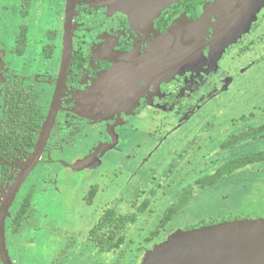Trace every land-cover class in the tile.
I'll use <instances>...</instances> for the list:
<instances>
[{
  "label": "flooded vegetation",
  "instance_id": "flooded-vegetation-1",
  "mask_svg": "<svg viewBox=\"0 0 264 264\" xmlns=\"http://www.w3.org/2000/svg\"><path fill=\"white\" fill-rule=\"evenodd\" d=\"M69 1L67 63L60 81ZM224 1L0 0V209L31 157L44 122L51 118L39 157L8 207L5 237L12 264H28L22 246L34 245L36 240L14 237L31 225L35 213L43 211L39 220L47 219L43 201L39 202L40 191L52 189L57 193L56 178L64 170L67 157L73 163L78 156H88L98 168L86 173L112 169L114 165L124 168L128 179L138 178L143 172L150 175L161 163L158 156L164 154L171 139L209 103L221 101L244 74L264 60L263 55L258 56L264 43V7L247 30L228 28L221 36L213 24L230 13ZM234 30L240 36L226 45L224 41ZM160 148L163 154H157ZM190 150L188 146L186 151ZM167 166L166 177L174 173L175 164L168 161ZM194 182L184 189L193 187ZM98 183L96 180L82 195L88 209L103 203H97ZM183 190L161 211L143 246L156 239L189 204L160 226L164 212ZM158 191L151 189L132 213H118L109 206L102 210L86 234L97 256L114 255L120 250L128 228ZM110 210L137 215L136 221L127 225L124 242L117 250H106L99 243L107 232L100 228V220ZM17 217L22 229L14 234ZM222 221L226 220L215 223ZM188 226L182 230H189ZM40 227L30 229L39 231ZM66 238L63 242L61 238L53 240L64 244L63 248L55 249L58 253L44 264H99L81 256V260L76 257L68 262L69 245L76 240L74 235ZM58 259L60 263L55 262Z\"/></svg>",
  "mask_w": 264,
  "mask_h": 264
},
{
  "label": "rangeland",
  "instance_id": "rangeland-1",
  "mask_svg": "<svg viewBox=\"0 0 264 264\" xmlns=\"http://www.w3.org/2000/svg\"><path fill=\"white\" fill-rule=\"evenodd\" d=\"M224 2L225 7H229L227 10L230 13L222 15L220 19L217 18L213 24L216 32L221 36L228 28L247 30L248 24L256 19L257 13L264 7V0H226ZM235 30L224 41L226 45L240 36ZM262 48L263 50L258 53L259 57L264 56V43ZM198 56L199 54L196 57ZM115 89L118 90L119 87L115 86ZM114 98L119 100L121 97L114 95ZM208 105L198 117L187 124L184 130L171 139L170 146L163 149L164 154L162 148L159 149L157 154H163L158 156L161 163L155 166V170L151 171L150 175L143 172V175H139L138 178L128 179V173L124 171V168L117 169L114 165L112 169L102 171V168H99V171L86 173V170L98 168L88 156H78L73 163L67 157L64 170L60 171L56 178L57 193L52 192V189H45L44 193L40 191L39 202L43 201L45 207L43 208L47 212L46 227L42 225L44 221L39 220L43 216L41 211L34 214L35 217L33 216L30 226H25L21 230V236L14 237L17 240L26 241L33 237L37 242L34 245L31 243L22 246L23 259L28 261V264H44L46 261H51L54 254L58 253L55 249L61 250L64 245L60 242L54 243L53 240L61 238L63 242L68 240L66 236L74 235L76 241L73 244L68 243L70 244L68 262L81 256L86 257L88 262L92 260L99 264H142L146 256L150 255L149 251L185 226L199 221H221L230 216L264 217V163H261L237 170L210 187L196 189L189 204L166 229L152 242L142 245L144 238L158 222L161 211L181 190L191 185L194 180L212 172L228 159L264 149V139L251 138L239 141L226 149L221 147V142L239 128L233 126L234 118L264 107V60L244 74L221 101H213ZM100 106L111 109L103 103H100ZM208 124H212L209 131ZM199 137L200 140L197 139ZM190 145L193 149L186 151ZM100 157L98 155V158ZM168 161L169 164H175V168L174 173L166 177L167 173L164 174V172L168 169ZM96 180L99 182L98 191L100 192L97 203L103 200V203L97 206L99 210L96 209L97 207L88 209L82 198ZM45 186L46 184L44 188ZM153 188L159 189L157 195L151 201L149 199L146 211L139 215L133 226L128 228L125 242L120 250L114 255L102 253L97 256L86 237L88 226L95 222L102 210L108 206L116 208L117 212L122 214L134 212ZM122 191L127 193L122 194ZM119 197L120 200H117ZM93 211L95 213L91 215ZM87 214L89 215L86 220ZM38 225H41L39 231H31L32 227ZM82 228L84 229L76 231ZM46 257L50 259L44 260ZM55 262L60 263V260Z\"/></svg>",
  "mask_w": 264,
  "mask_h": 264
},
{
  "label": "water",
  "instance_id": "water-1",
  "mask_svg": "<svg viewBox=\"0 0 264 264\" xmlns=\"http://www.w3.org/2000/svg\"><path fill=\"white\" fill-rule=\"evenodd\" d=\"M70 11L71 2L69 1L65 21L60 81L63 80L67 63ZM185 55L187 57L189 54L185 53ZM50 122L51 118L48 117L44 122L31 157L10 188L7 199L0 209V258L2 264H12L5 237V220L9 204L29 167H32L38 159L47 137ZM148 254L150 255L146 256L142 264H264V217L239 218L189 230H179L153 248L152 251H149Z\"/></svg>",
  "mask_w": 264,
  "mask_h": 264
},
{
  "label": "trees",
  "instance_id": "trees-1",
  "mask_svg": "<svg viewBox=\"0 0 264 264\" xmlns=\"http://www.w3.org/2000/svg\"><path fill=\"white\" fill-rule=\"evenodd\" d=\"M233 126H238V130L232 132L229 137L221 142L222 149H226L235 143L246 140H263L264 139V107L258 108L254 111H251L247 114H242L238 118H234ZM212 124H208V131L211 129ZM200 140L201 138H197ZM190 148L193 149V146L190 145ZM264 163V149H260L257 151H252L247 154H243L240 156H236L234 158L228 159L223 162L221 165L216 167L212 172L198 178L194 182V186H190L182 191V193L178 196L176 202H174L163 214V219L161 221L160 226H164L168 221H170L176 213H178L192 198L195 187L200 189H205L216 184L218 181L222 180L228 175H231L237 170L247 168L253 165H259ZM92 190H96L94 187ZM24 208V207H23ZM26 210V208H25ZM233 218H241V217H229L228 219H224L226 221L232 220ZM137 219V215H119L114 210H110L107 212L102 220H100V228H104L107 232H105L104 236L100 237V246L105 248L106 250H117L120 248L122 243L124 242V232L129 223L135 222ZM215 220H211L209 222L200 221L191 226H188L187 229L196 228L206 224H214ZM14 230L13 233H17L22 229V221L20 218L15 219L14 221ZM157 234L156 232L154 235ZM149 237V236H148ZM146 238L144 243H147L150 238ZM105 239L106 241H104Z\"/></svg>",
  "mask_w": 264,
  "mask_h": 264
}]
</instances>
